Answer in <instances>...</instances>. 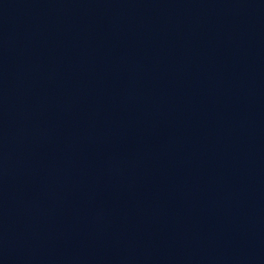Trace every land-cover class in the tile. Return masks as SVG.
I'll list each match as a JSON object with an SVG mask.
<instances>
[{
    "label": "water",
    "instance_id": "1",
    "mask_svg": "<svg viewBox=\"0 0 264 264\" xmlns=\"http://www.w3.org/2000/svg\"><path fill=\"white\" fill-rule=\"evenodd\" d=\"M53 264H264V0H136Z\"/></svg>",
    "mask_w": 264,
    "mask_h": 264
}]
</instances>
